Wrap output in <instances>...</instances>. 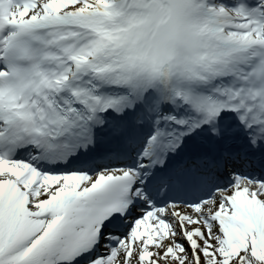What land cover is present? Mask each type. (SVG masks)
I'll use <instances>...</instances> for the list:
<instances>
[{"label": "snow or ice", "instance_id": "snow-or-ice-1", "mask_svg": "<svg viewBox=\"0 0 264 264\" xmlns=\"http://www.w3.org/2000/svg\"><path fill=\"white\" fill-rule=\"evenodd\" d=\"M0 264H264V0H0Z\"/></svg>", "mask_w": 264, "mask_h": 264}]
</instances>
